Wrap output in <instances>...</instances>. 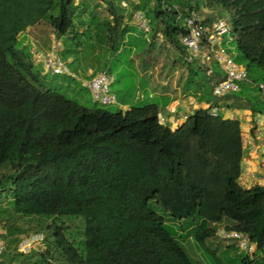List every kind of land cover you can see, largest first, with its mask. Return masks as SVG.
Listing matches in <instances>:
<instances>
[{
  "label": "trees",
  "instance_id": "16d2710c",
  "mask_svg": "<svg viewBox=\"0 0 264 264\" xmlns=\"http://www.w3.org/2000/svg\"><path fill=\"white\" fill-rule=\"evenodd\" d=\"M103 1L111 16L91 32L77 0H0V198H11L15 215L36 220V231L57 236L55 250L38 253L41 258L33 264H49V259L58 264H196L152 202L174 219H197L189 233L208 249L207 240L219 236L224 222L226 229L248 233L257 244L253 257L235 243L222 252L233 247L241 255L239 264H264V185L247 188L239 182L244 158L239 118L202 108L172 129L161 122L156 104L118 112L98 104L90 109L44 87L42 66L35 63L26 36L42 20L66 38L62 54L66 60L74 56L68 61L74 70L83 68V43L86 55L100 49L97 68L109 73L114 74L110 59L119 64L126 58L121 50L129 29L126 16L119 0ZM176 2L186 5L184 0L134 1L131 16L144 11L154 34L163 31L183 48L178 12L164 9ZM210 2L231 11L249 77L253 83L264 81V0ZM235 94L253 113L264 112L255 84L244 82ZM66 216L85 221L82 249L65 235L64 221L58 223ZM24 232L14 222L2 237L16 246Z\"/></svg>",
  "mask_w": 264,
  "mask_h": 264
},
{
  "label": "rangeland",
  "instance_id": "374dc122",
  "mask_svg": "<svg viewBox=\"0 0 264 264\" xmlns=\"http://www.w3.org/2000/svg\"><path fill=\"white\" fill-rule=\"evenodd\" d=\"M77 1L79 2L80 7L85 9L83 13V19L89 20L91 25V29L89 28V30L91 32H94V30L100 26L101 22L105 18L111 16L109 4L105 3L103 0ZM123 1L128 3V6L126 7L127 9L124 8V4L122 3ZM134 1L138 0L116 1V4L119 5V8L125 14L126 21L128 22L127 28L129 29L126 31L121 47V50L125 52L126 58H123L121 61L123 63L120 65L121 62L117 64V61H114L113 57L112 60L110 59L108 61V65L109 68H111V72H113L116 77L112 87L113 91H116V93L119 94V91L123 89L127 96L132 98L129 100V104L122 102L103 105L104 108L112 112H118L120 110L126 111L133 106L150 104L160 105V100H162L161 95H151L152 91L161 93L164 91H169V89L172 90L171 86H180L181 88L186 87L185 83L187 82V79L188 81L190 80V77L186 74V71L189 68L188 66H194V64L188 65L181 48L175 43L171 42V40L165 36L163 31L160 32L162 33V37H160L158 34L156 35L153 32H144L138 26V24H136L133 15L131 16L132 10L134 9ZM184 2H186V5L178 2H176V4H179L182 7H188L191 5L199 12L201 16L206 17L205 14H210L213 16V18L222 17L231 22V11L226 7H221V5L218 3L210 2V0H184ZM210 10L212 12L208 13ZM150 19L151 17H149V20ZM26 34L28 38V46L31 45L32 50L40 49L46 52L58 50L60 55L64 58L62 53H64L63 50L65 48L64 43L66 38L57 37L53 27L47 20H42L37 25L31 27ZM85 46L86 43H83V46L79 51V61H83L85 63H83L82 69L76 68V70H74V65L71 63V75H53L52 73L43 72L44 74L42 76V80L45 88L56 90L57 92L83 104L85 107L93 109L95 106H97L96 104H98V106L102 105L94 101L91 92L83 85V82L86 79H89L94 71H103L105 69L97 68V65H99V59L102 58V56L101 58L96 57L100 49L91 48V52L86 55V50L84 49ZM27 48L29 49V47ZM228 49L236 62L247 67V61L238 49L235 42L230 43L228 45ZM73 58V55L68 57L70 61H72ZM64 59L66 60V58ZM86 64L90 67L84 72L83 69ZM35 68L39 70L41 66H36ZM197 69L198 68H195L194 71L196 72ZM193 75L194 86H192L193 89L191 87L190 88L196 92L197 90H201L200 88L204 86L207 92L211 95L212 99H215L216 96L214 97L212 92L213 87H211V85L206 80L204 73L198 72ZM195 77L197 79H195ZM201 82L203 86L200 85ZM254 96L258 100L262 99L261 96H259L258 91L255 92ZM243 98L244 97L235 98L234 96L229 95L222 98L216 97V100L221 102V105L227 103L230 100H235V104L243 106L245 105ZM211 111L215 112L214 109ZM254 115L256 116L255 113ZM255 116L252 117V119H255ZM6 171H8V169L4 168V172ZM152 206L157 211V213L166 218L167 225L180 239L186 251L193 258L196 264H239L241 255L236 251V249H233L232 247V249L222 252L223 250H226L227 246H233L235 242L225 241L221 239L220 236L215 235L214 237L207 240V246L210 247L209 249L207 247H202L194 239L193 234L189 233L190 228L194 226L195 223H197V219H195L193 216L184 218L182 220L174 219L160 204L152 202ZM14 218L16 219L15 221ZM53 220L54 218L46 219L45 225L52 223ZM14 222L22 228H26L27 232L20 234V241L16 246L14 244L9 246V239L6 238V240L4 236L3 238L2 234H6L7 227L14 224ZM62 222L64 225H66L64 229L65 235L78 249H82L84 247L85 241L84 219L81 217L76 218V216H66L58 220L59 224H62ZM36 224L37 221L32 218L15 215L11 205L10 197L3 196V198H0V236L8 245L6 252L0 258V260L2 259L1 261L4 260V263L10 261V264H33L34 261L41 258L38 253H42L43 251L45 252L48 247H51L52 251L55 250L53 245L57 244V236L50 237L48 231H36ZM221 226L224 225H220V227ZM35 234H43L45 236L44 241H38L33 244L31 248L32 250L29 252L22 251L20 244L26 238H29ZM17 252H22L24 255L17 256ZM28 255H30L31 258L26 260ZM54 262L58 264L59 260L55 259Z\"/></svg>",
  "mask_w": 264,
  "mask_h": 264
},
{
  "label": "built area",
  "instance_id": "2783aa9c",
  "mask_svg": "<svg viewBox=\"0 0 264 264\" xmlns=\"http://www.w3.org/2000/svg\"><path fill=\"white\" fill-rule=\"evenodd\" d=\"M122 3L124 7L128 6L126 1ZM167 8H173L178 12L177 18L182 29L179 40L183 46V55L186 62L197 65L210 81H214V96L222 98L232 95L241 90L242 83L250 82L257 86L264 99V81L253 83L249 77L248 68L236 62L228 49L227 43L234 39L231 22L222 17L208 20L206 17L201 16L197 10L182 7L179 4L171 6L164 4V9ZM133 18L144 32H152L151 22L144 11L136 10ZM158 36L162 37V33L159 32ZM31 52L35 63L41 64L44 72L53 75H71L72 71L68 60H65L58 50L46 52L34 49ZM115 79L114 74L103 70L86 79L83 85L91 92L95 102L101 105L116 104L118 101L117 95L112 90ZM259 115V118L251 121V136L248 138L243 137V144L258 151L264 164V112L259 113ZM160 119L163 123H167L163 118ZM246 167V165L243 167V172L247 169ZM251 182L252 185L256 183L264 185V174L259 176L256 182H254V179H251ZM219 235L226 241H234L240 252L253 257L257 251V244L250 239L248 233L221 228ZM44 238L43 234H35L26 238L20 244L21 250L24 252L31 251L33 244L44 241ZM5 250L6 242L0 236V258ZM49 264H55V262L49 259Z\"/></svg>",
  "mask_w": 264,
  "mask_h": 264
},
{
  "label": "crops",
  "instance_id": "0c3cea01",
  "mask_svg": "<svg viewBox=\"0 0 264 264\" xmlns=\"http://www.w3.org/2000/svg\"><path fill=\"white\" fill-rule=\"evenodd\" d=\"M212 11H208V13H211ZM205 16L208 19H212L213 16L210 14H205ZM235 42L234 40L227 43V46ZM181 51L183 53V48H181ZM189 65V64H188ZM188 70L186 71V74L190 77V80L185 83L186 87L181 88L180 86L174 87L171 86L172 90L169 89V91H164L161 93H156L152 91L151 95L157 94L161 95L160 105H158L159 109V116L160 118H163L172 129L177 128L179 125L185 122V120L192 114L196 113L199 109L202 108H208L210 113L212 114H220L224 117H237L242 122V134L244 138H248L251 136L250 131V124L251 121L256 120V118H259V113H254L252 110L248 108V106L243 107L239 106L238 104H235V100H230L227 103L221 105V102H218L215 99H212L211 95L207 92V90L204 88L201 82V90H197L194 92L192 89V86H194V78L193 74L197 73L194 71L195 68H198V66L194 64V66L190 65L188 66ZM199 69V68H198ZM197 69V71H198ZM204 73V72H203ZM90 75V72H89ZM204 76L208 83L213 87L214 81H210L207 75L204 73ZM195 79H197L195 77ZM199 81V80H198ZM113 87V86H112ZM192 89H191V88ZM168 89V88H167ZM177 89V90H176ZM113 90V89H112ZM116 93V91H114ZM120 93H116L118 97V103L124 102L125 104H129V100H131L132 97H128L125 91L122 89L119 91ZM213 92V91H212ZM212 94V93H211ZM233 96V95H232ZM235 98H239L235 94ZM215 106V107H213ZM215 110V112H212L211 110ZM253 115V116H252ZM256 117L255 119H252V117ZM246 130V131H245ZM263 159L259 155L258 151L253 150L251 146L244 144V158H243V167L246 165L247 169L242 173L240 176L239 182L243 186L250 188L252 185L251 179H254V182H256L262 174H264V164L262 163ZM223 224H226L225 222ZM2 260V259H1ZM0 260V264H7Z\"/></svg>",
  "mask_w": 264,
  "mask_h": 264
},
{
  "label": "clouds",
  "instance_id": "9594fccd",
  "mask_svg": "<svg viewBox=\"0 0 264 264\" xmlns=\"http://www.w3.org/2000/svg\"><path fill=\"white\" fill-rule=\"evenodd\" d=\"M207 19H208V18H207ZM208 20H210V19H208ZM231 23H232V22H231ZM233 36H234V35H233ZM233 40L235 41V37H234ZM31 51H32V48H31ZM39 65H41V64H39ZM42 69H43V68H42ZM43 72H44V70H43ZM44 73H46V72H44ZM64 75H66V74H64ZM115 78H116V77H115ZM114 82H115V81H114ZM113 84H114V83H113ZM112 86H113V85H112ZM113 92H114V91H113ZM114 93H115V92H114ZM115 94H116V93H115ZM117 100H118V97H117ZM117 103H118V101H117ZM160 120H161V119H160ZM161 122H162V121H161ZM164 124H165V123H164ZM166 125H167V124H166ZM168 126H169V125H168ZM242 172H243V171H242ZM221 225H224V226H221V227L219 226V231H220L221 228H225V229H226V227H225L226 224H221ZM227 230H230V229H227ZM231 230H233V229H231ZM219 231H218V232H219ZM218 235H219V233H218ZM219 236H220V235H219ZM220 237H221V236H220ZM224 240H225V239H224ZM225 241H226V240H225ZM233 242H234V241H233Z\"/></svg>",
  "mask_w": 264,
  "mask_h": 264
}]
</instances>
